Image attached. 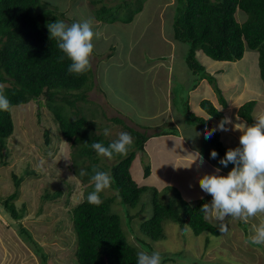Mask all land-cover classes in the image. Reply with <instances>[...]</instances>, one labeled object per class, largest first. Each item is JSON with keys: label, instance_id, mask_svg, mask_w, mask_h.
<instances>
[{"label": "rangeland", "instance_id": "1", "mask_svg": "<svg viewBox=\"0 0 264 264\" xmlns=\"http://www.w3.org/2000/svg\"><path fill=\"white\" fill-rule=\"evenodd\" d=\"M41 3L58 9L60 19L67 24L92 19L93 29L98 33L93 41L90 86L67 93V96L83 93L85 98L71 96L76 102L70 107L62 100L64 94L56 97L59 105L65 104L64 112L68 117H74L72 113L77 110L76 118L85 115L91 124L87 128L88 136L92 132L104 134L107 128L109 135L105 137L114 141L120 132L129 133V127L146 134L145 150L138 151L132 163L134 179L142 185L157 187L161 201L172 197L173 192L164 190L172 186L179 188L191 204L202 199L210 203L211 196L200 189L199 178L213 173L215 165L220 168L219 174L227 175L234 165H220L219 160L225 153L205 139V130L186 117L185 108L190 98L193 110L195 107L202 110L200 103L203 96L209 94V87L217 97L215 86L220 88L219 75L223 72H209V79L196 81L198 75L193 74L184 62L188 45L173 37L175 0H146L142 12L129 24L97 21L90 0H42ZM237 16L238 21L244 22L247 14L239 11ZM199 51L202 50L197 53ZM257 54L258 51L249 49L247 59L220 60L216 68L229 74V82L237 81V84L221 88L224 97L225 92L229 97L235 91L237 95L242 93L243 102H259L252 108L253 120L264 113V83L253 62ZM153 64L158 65L153 68ZM172 64L174 70L172 67L170 71ZM194 84L198 88L197 94L196 88L190 91ZM167 87L172 88L176 98L168 97ZM250 87L252 89L247 90ZM12 113L15 130L3 149L4 157L0 156V264H77L78 242L71 210L83 199L85 189L90 185L83 183L74 170L72 155L78 145L72 146L63 137L58 121L45 103L40 105L31 100L14 106ZM236 117L230 111L229 119ZM46 134L50 139L48 143ZM129 134L134 140L135 136ZM231 142L227 150L239 146V136ZM191 147L200 150L203 163L185 168L190 160L185 155ZM212 150L218 154L216 159L210 157ZM115 161L114 157H103V163ZM146 167L151 168V174L147 176ZM14 174L24 176L15 201L23 213L21 220L12 218L2 205V200L17 190ZM58 191L61 193L56 194ZM47 193L51 197L45 199ZM104 194L113 195L116 191L110 187ZM152 198L151 191L143 195L142 202L147 204L144 212L133 219L135 226L147 218L148 211L151 213ZM23 206L24 211L21 210ZM115 209L123 222H130L129 213L134 215L140 210L138 206L129 207L119 196ZM262 220V215L247 223L226 218L227 231L219 236L208 232L197 236L188 224L181 226L167 221L164 224L166 237L156 242L147 238L154 250L140 243L137 247L140 251H158L161 257L179 254L169 264H264V244L248 242L253 235V225ZM20 225L28 229L24 235L18 230ZM233 242L234 247H229Z\"/></svg>", "mask_w": 264, "mask_h": 264}, {"label": "trees", "instance_id": "2", "mask_svg": "<svg viewBox=\"0 0 264 264\" xmlns=\"http://www.w3.org/2000/svg\"><path fill=\"white\" fill-rule=\"evenodd\" d=\"M41 1L0 0V83L6 86L4 94L12 106L10 111H0V156L4 157L3 149L15 130L13 107L31 100L38 101L40 105L45 103L58 121L63 137L71 142L72 146L78 145L72 155L74 170L83 183L89 182L90 185L85 189L83 199L71 210L78 242L77 264H137V253L140 251L138 243L142 246L149 245L150 249L154 250L152 244L147 243V238L158 241L166 237L164 224L167 221H174L181 226L188 224L197 236L205 232L221 235L218 227L205 220L199 210L202 204L207 203L204 199L197 204H191L183 197L179 188L169 186L164 190L173 192L172 197L161 201L157 187L142 185L134 179L132 163L137 152L145 150L146 134L129 127L130 133L135 136L133 145L127 155H114L116 161L113 164L103 163V157L91 149L93 142L107 146L113 140L105 137L103 133L92 132L88 136L87 128L91 125L88 118L85 115L76 118L78 110L73 111L74 117H68V113L64 112L65 104L59 105L56 98L60 93L64 94L62 100L70 107L75 106L76 102L71 96L84 99L83 93H72L71 96H67V93L88 88L90 70L81 75L69 74L67 69L71 62L66 57L60 59L64 54L59 50L57 41L49 39L47 28L48 23L61 20L58 9ZM145 1L90 0V4L97 21L130 23L142 12ZM174 7L173 37L188 45L184 62L193 74L198 75L196 81L209 79L205 65L198 59V50H202L214 60L236 61L244 57L247 49H251L259 52L260 74L264 83V0H175ZM239 11L247 14L244 22L238 21ZM155 65L158 64H153L152 67ZM172 67L174 70V64L170 66V71ZM167 72L169 76V70ZM215 87L220 104L217 105L207 98L200 103L209 117L195 112L190 98L185 114L205 131L217 129L209 141L217 150L225 153L227 147L221 140L220 130L211 118L220 123L227 117L224 108L228 106V102L222 94V89ZM194 88L196 84L190 91ZM167 90L169 98H176L172 88L167 87ZM255 104V100L244 102L239 107L238 114L247 122L254 123L251 111ZM46 135L48 143L50 139L48 134ZM3 163L6 164V161ZM94 168L111 175V187L116 191L113 195H105L102 192V203L99 205L87 201L88 194L94 190L90 179ZM82 170L88 175L81 176ZM150 174L151 168L146 167L145 175ZM14 178L17 190L3 199L2 205L12 218L21 220L23 213L19 211L15 201L19 196L24 176L14 174ZM148 191L153 193L150 201L152 211H148L147 218L135 226L132 221L144 212L147 203L142 202V198ZM60 193L61 191H58L56 194ZM118 196L129 207L140 208L134 215L129 213L130 222H123L115 209ZM44 197L47 199L51 195L47 193ZM21 210L24 211L25 207ZM18 230L24 235L28 229L20 225ZM178 255H165L162 257V263L175 261Z\"/></svg>", "mask_w": 264, "mask_h": 264}, {"label": "clouds", "instance_id": "3", "mask_svg": "<svg viewBox=\"0 0 264 264\" xmlns=\"http://www.w3.org/2000/svg\"><path fill=\"white\" fill-rule=\"evenodd\" d=\"M47 28L49 39H55L59 50L64 54L60 59L63 60L66 57L71 62L67 69L69 74L81 75L89 71L94 51L93 41L98 36L93 29L92 19H83L71 24L63 20H55L48 23ZM257 65L260 69L259 52ZM5 87L0 83V111H10L12 107L4 94ZM236 119L239 121L238 116ZM230 123L231 120L225 117L217 127L221 131H228L225 125ZM216 130H206L205 139H210ZM231 130L241 133L239 146L228 149L219 163L224 167L230 163L234 166L227 175L219 174L220 168H215L213 173L202 175L198 181L200 189L211 196L210 203L202 204L199 210L203 213L205 220L218 222L215 225L220 232L227 231V225L224 223L226 218L247 223L258 215L264 216V113L254 117L252 124L246 121L235 123ZM129 133L120 132L118 138L107 146L100 142H93L90 147L98 156L108 159H112L114 155H127L133 145V138ZM104 135H109V129H104ZM217 155L215 150L210 152L212 159H216ZM188 156L190 160L185 168L203 163V156L199 152L190 153ZM80 175L85 176L88 173L82 170ZM90 179L94 190L88 194L87 201L90 204L99 205L102 203L100 194L111 187L112 177L108 172L94 168ZM252 231L253 235L248 242L253 245L264 244V220L258 225H253ZM137 264H162L161 254L158 251L141 250L137 253Z\"/></svg>", "mask_w": 264, "mask_h": 264}, {"label": "crops", "instance_id": "4", "mask_svg": "<svg viewBox=\"0 0 264 264\" xmlns=\"http://www.w3.org/2000/svg\"><path fill=\"white\" fill-rule=\"evenodd\" d=\"M184 56H185V54H184ZM197 56H198V59L205 65V67H206V70H207V73H209V72H213V73H217V74H220V71H222L223 72V75L221 76V75H219V84H220V88H222V87H227V86H229V85H231V83L232 84H234V83H236L237 81H235V82H229V74H227V73H224V70H222V69H219V70H216V68L219 66L218 65V61H220V60H214V59H212V58H210L209 56H207L206 54H204L202 51H199L198 53H197ZM243 59H247V54H246V56L243 58ZM185 60V59H184ZM220 62H223V61H220ZM230 62V61H229ZM253 62H254V64L256 65L255 67H256V69H257V71H258V73H260V69H259V67H258V65H257V55L253 58ZM220 66H223V65H220ZM209 68V69H208ZM237 76V75H236ZM235 76V77H236ZM240 76V74L238 75V77ZM231 79V78H230ZM233 79V78H232ZM237 84V83H236ZM212 87V86H211ZM198 88H196V89H194V90H196V94L198 93V90H197ZM207 89H209L210 90V92H209V94H205V96H203V99L204 98H207V99H211L213 102H215L217 105H219L220 103H219V97H218V95H217V97L214 95V93L211 91V89H210V87L209 88H207ZM237 89H238V87H237ZM252 88L250 87V88H247V90H251ZM235 93V91L234 92H232V94L228 97V95H227V93L225 92L224 94H226L225 95V97H226V99H227V102H228V106L226 107V108H224V112L226 113V115H227V118H229V114H230V111L232 112V113H234L236 116H238L239 117V121L237 120V119H233V120H231V123L230 124H226L225 125V127L226 128H228L229 130L228 131H222V134H221V140H223L222 142L225 144V146L227 147H229V146H231L232 145V142H231V140L232 139H234V137L235 136H240L241 135V133L240 132H238V131H232L231 129H232V126L235 124V123H238V122H241V121H246L243 117H241L239 114H238V111H239V107L244 103L243 101L245 100L244 98H243V96H242V93L241 94H234ZM196 94H194L193 95V97L194 96H196ZM190 97H191V95H190ZM246 102V101H245ZM191 104H192V102H191ZM257 104H259V102L257 103ZM256 104V105H257ZM262 105V104H261ZM235 108V110H236V112H235V110H233V109H231V108ZM193 109V108H192ZM195 112H197L198 114H200V115H204V116H207V117H209V115H208V113L204 110V109H202V110H200V109H197L196 107H195V110H194ZM237 113V114H236ZM211 118V117H210ZM237 118V117H236ZM211 120L213 121V123L216 125V126H218L219 125V122L216 120V119H214V118H211ZM247 122V121H246ZM227 137H229V140L227 139ZM193 152H199V153H201L200 152V150L199 149H196V148H193V147H191V149H190V151L189 150H187V153L188 154H190V153H193ZM188 154H186L185 156H186V158L187 159H190V156H188ZM152 158V157H151ZM215 167L217 168V166L215 165ZM229 247H231V248H233L234 247V242L233 243H230L229 244ZM222 249H223V247H222ZM244 258V257H243ZM242 258V259H243ZM243 262H245L244 261V259H243ZM226 264H228V263H226Z\"/></svg>", "mask_w": 264, "mask_h": 264}]
</instances>
